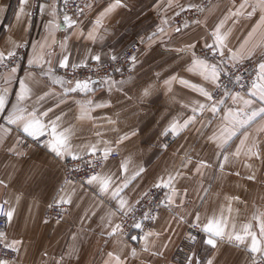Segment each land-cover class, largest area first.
Here are the masks:
<instances>
[{
	"label": "crops",
	"instance_id": "1",
	"mask_svg": "<svg viewBox=\"0 0 264 264\" xmlns=\"http://www.w3.org/2000/svg\"><path fill=\"white\" fill-rule=\"evenodd\" d=\"M201 1L123 0L126 7L103 15L114 0H97L76 20V25L69 26L64 20L61 0H43L44 10L41 11L40 6L36 24L32 15L35 0H29L24 13H20V0H0V51L7 53L14 44H30L25 68L16 66L10 83H6L5 78L11 69L0 74V88L8 89L9 101L5 113H0V180L4 181L0 184V203L7 200L16 209L13 220L7 221L4 230L8 237L6 242L23 241L14 264H116L108 253L119 255L123 264H188L189 258L193 264H207L209 259L214 264H249L254 259H264L261 254L250 251V238L245 243L218 241L217 248L213 249L205 242L207 233L201 230L208 219L223 218L228 233L233 231V226L235 232L242 233V226L250 223L251 230L259 235L260 221L253 216L264 211V133L257 132L264 126V120L257 118L239 128L227 143L212 137L222 131L227 136L226 126L232 122L229 110L247 112L244 100H253V107L262 106L259 86L264 84V79L261 72L255 87L248 94H240L242 99L233 101L225 96V103L218 105L219 111L205 109L202 114H196V121L187 128H180L177 133L171 131L174 122L183 125L193 115L189 101L209 102L199 92L180 84L178 79L170 84L166 81L178 77L212 92L215 89L197 71L187 70L192 64L190 53H181L179 49L195 43L198 56L206 44L214 45L213 32L222 25L220 31L226 36L227 60L240 61L241 56L253 50V56L264 53V47H255L264 41L261 19L264 10L258 6V0H217L205 12L201 24L180 32L174 28V18ZM97 19H101L100 26L96 25ZM49 21L59 27L50 31ZM89 32H93L95 38L90 39ZM154 32L157 35L152 37ZM134 40L143 41V52L135 63L132 78H111L104 84H92L91 91L64 94L67 81L55 73V69L65 55L69 66L97 62L92 59L95 54L101 55L97 63H104L111 60L112 55L118 56ZM41 46L44 59L29 65L30 58L41 55ZM233 53L236 54L234 59ZM49 70L53 75L46 76L44 73ZM28 73L31 76H27ZM26 77L32 94L23 103L24 107L29 110L35 107L38 114L51 108L44 122L47 124L49 118L60 116V130L72 129L73 147L96 145L103 149L110 146L112 153L118 154L103 166L115 179L108 193H101L95 184L87 182L66 184L62 162L71 156L56 158L51 149L45 147V142L40 146H25L22 136L27 134L8 124L6 113L17 103L20 81ZM56 78H62L65 84L55 83ZM145 90L150 94L145 96ZM45 93L49 95L39 101L38 97ZM82 104L89 108L83 119L80 118ZM243 115L241 112V117ZM245 130L250 139L237 157L234 153L241 147ZM125 134L129 138L117 144L119 137ZM253 137L259 156L247 154ZM170 138L174 141L168 145ZM78 155L87 154L81 151ZM224 155L228 156L227 162ZM202 161L208 167L197 172ZM122 165L127 166V172ZM169 174L176 178L170 188L165 187L167 206L148 231L154 235L147 241L145 234L128 236L117 232L109 235V221L114 226L121 215L119 200L111 195L112 191L127 180L128 186L121 196L133 207L150 187L158 184L161 177L167 179ZM252 174L255 180L248 179ZM169 196L174 203H169ZM61 197L72 200L71 204H66L68 214L63 220L47 219V206L59 202ZM194 213L199 214V223ZM191 225H197L199 235L190 248L184 249L183 239ZM132 249L136 250L135 256L131 254Z\"/></svg>",
	"mask_w": 264,
	"mask_h": 264
},
{
	"label": "snow or ice",
	"instance_id": "2",
	"mask_svg": "<svg viewBox=\"0 0 264 264\" xmlns=\"http://www.w3.org/2000/svg\"><path fill=\"white\" fill-rule=\"evenodd\" d=\"M29 3V0H20V13H24V6ZM127 5L123 3V0H114V2L110 5L108 9L105 10V13L103 15H107L108 13L112 12L114 9L118 7H126ZM258 6L264 10V0H258ZM192 7H196L193 5ZM244 5H241V8H243ZM44 10V6H41V11ZM78 11L83 13V8H78ZM53 11V15H54ZM19 18V17H18ZM262 22H264V17L261 18ZM64 20L68 22L69 26L76 25L78 22L76 20H73L71 17L65 15ZM101 19H97L96 25H101ZM199 23V21H197ZM49 30L56 29L59 27L58 24H56L54 21H49V24L47 26ZM222 25H218L214 32L213 36L215 37L214 45H205L209 49V51L213 50V47L215 45H218L219 47H216L215 51L219 53L221 57H224L225 55V39L226 36L221 34L220 28ZM95 29L93 30V32ZM160 32L163 31V29H159ZM93 32H89V38L93 39L95 38L93 35ZM157 33H152V37H155ZM152 37H149L151 39ZM143 42V41H141ZM18 47H22V45L14 44L13 48L7 53L0 51V63L5 61L6 59H11L16 57V51L15 49ZM255 47H264V41L261 42V44L256 45ZM196 44L192 43L187 45L183 49H179L181 53L188 52L190 53V58L192 61L191 67H189L188 71H197L199 75L203 77L205 81L210 82L212 86L215 88H220L221 84V70L218 65L215 64H209L206 57L201 58L197 56L195 52ZM35 52V47H34ZM215 54V53H214ZM255 55V51H249L246 56L240 57V62H242L244 59H251V57ZM236 56L235 53H233L232 58L234 59ZM44 59L43 57V46H41V55L34 56L33 58H30L28 60L29 65L40 63ZM92 59L99 62L101 60L100 54H95L92 56ZM136 56L133 55L131 57V61L133 64L136 62ZM111 60L115 61L117 60L116 55L111 56ZM46 62V61H45ZM61 66L64 68H67L69 66V58L67 55L63 57V59L60 61ZM221 63H223V59L221 60ZM236 65L233 64V67ZM259 68L261 70L262 79H264V62L259 64ZM17 71L16 67H12L10 73L8 74L7 78H5L6 83H10L12 77L14 76L15 72ZM46 76L53 75L52 71L49 70V72L44 73ZM27 76H31V73H28ZM2 78V77H0ZM178 79V82L182 85H185L186 87L192 88L193 90L200 93L201 96H203L207 102L210 103H200L199 100L193 102L189 101V104H192V113L193 115L188 117L187 120L183 122V125H181L179 122H174L171 125V131L174 133L178 132V129L180 128H187L189 125L193 124L196 121V114L197 113H203L205 109H208L211 112H217L220 109L218 108L219 104L225 103V100L223 98L217 99L212 91H209L207 88L203 87L202 85L193 84L190 81H187L183 78L178 77H172L170 81H166V84H170L172 81H176ZM236 80H239L240 77L237 75L235 77ZM110 81V78H109ZM55 83H59L61 85L65 84V81L62 78H56ZM67 87L64 89V94L73 93L79 91H91V85L94 84V81H91L89 79L84 80H75L74 82L72 80H69L66 82ZM20 92L17 94V103L11 105V110L7 111L6 113V120L8 124L14 125L17 128H20L23 133H26L28 136L39 138L40 136H43L45 134V130L47 129L49 139L45 141V147H48L51 149V152L55 155L56 158H63L65 156H71L73 160H81L82 158L78 155L79 152L83 151L85 154H90L92 156H95L97 152H102V156L100 160H96V164H101L102 161H107L108 157L112 154V148L110 146H105L103 149L97 147L96 145H85L82 148L80 147H73L71 143V135H72V129L71 128H64L61 129V117L56 116L54 119L49 118V122L46 124L44 122L45 117H48L49 112L52 111L51 108H49L47 111L40 112L38 114L37 109L33 107L31 110L29 108L24 107L23 103L27 101L31 94L32 90L29 87V84L26 80L20 81ZM255 87V86H254ZM150 93L145 90L144 95L147 96ZM49 93H45L42 96L38 97L39 101H43ZM222 96H229L233 101L242 99L240 93H235L234 95L228 92L227 88H224L222 91ZM259 99L261 101L260 107H253V100H244L243 103L245 104L246 108H248V111L245 112L243 109H237L235 113H232L231 110H229V116L232 117V122L230 126H226L227 136H225V132H221L219 136L214 135L212 139L220 141L222 143H227L228 139H231L232 136L236 134V131L239 128L244 127L247 124H250L251 122L257 120V118L264 120V84L259 86ZM8 89L7 88H0V113H5L6 107L8 106ZM88 104H91L89 101ZM104 106V105H100ZM89 112L88 106L82 104L81 105V119L87 117ZM241 112H244L243 117H241ZM258 133H264V126H261L257 129ZM99 135V134H97ZM132 135H135V132L132 133ZM243 139L240 141L241 147L237 148L236 152L234 153L235 156H239L241 154V149L244 148L247 145V142L250 139V134L247 132V130L243 133ZM129 137L127 134L119 137V139L116 141L117 144L123 143L124 140H127ZM251 147L247 148V154L250 156H259L260 152L258 150V145L256 144L255 138H251ZM105 144L107 142H104ZM14 151V149H13ZM224 161H228V156L224 155ZM91 166V161H89L86 164V167ZM123 170L127 172V166L122 165ZM202 167H208V165L205 162H201L200 165L197 167V172L200 171V168ZM249 168H251V165H248ZM220 168L223 170L224 165L221 164ZM143 169H140V172H142ZM93 174L87 177V183L89 185L95 184L101 193H108L109 189L113 187L115 183L114 174L110 172H105L103 170V165L101 167V171L96 172L95 169H92ZM137 175L140 173L137 172ZM239 173H237L238 175ZM177 176L179 173L176 174ZM175 176L169 174L167 176V179H164L163 177L160 178V181L158 184L154 185L155 187H171L173 185V182L175 180ZM249 180H255L256 176L254 174L248 176ZM0 184H4L3 180H0ZM128 186V181L125 180V182L118 187L115 188V190L112 191L111 195L119 200V209L118 211L121 212L122 215H127L128 213L134 212V208L129 205L128 201L125 200L121 196V192H123L124 188ZM176 193L173 190L172 195L174 196ZM144 195H147L145 193ZM233 199H239L238 197H234ZM169 203H174L172 196L168 197ZM72 200L71 198L65 199L63 197L60 198L59 204H71ZM136 203H139V201H136ZM5 205H8L7 208H5ZM231 211V209H229ZM16 212V209L12 207L7 200H4L2 203H0V214L4 215L7 219V221L11 222L13 220L14 214ZM112 215H115V213H112ZM195 216L196 221L200 222V216L198 213L193 214ZM254 220L260 221V228H259V235L256 232H253L252 224H245L242 226V233L235 232V228L233 226V231L231 233H228L226 231L227 224L224 222L223 218L221 220L217 221L215 218L208 219L206 223L203 224L202 231L207 233V239L206 244L212 246L213 249L217 248L218 241H222L227 239L228 242H239V243H245L247 239L250 238V251L252 253H258L264 256V211L259 212L257 214H254L253 216ZM47 221H45L46 223ZM197 225H193V227H196ZM109 227L111 228V231L109 235H113L117 232H121L123 230L122 224H115L113 226V222L109 221ZM133 227L137 229L143 228V223L141 221H133ZM154 235L152 232L145 233L144 239L147 241L149 236ZM188 238L190 241L193 242V244L196 242V237L192 235L191 233L188 234ZM8 239L7 233L4 231H0V241H5L4 248L5 249H11L12 252L16 253L20 251V248L22 247L23 241L20 239H12L11 242H6ZM132 239H136V237H132ZM166 247V245H165ZM146 250V249H145ZM131 254L133 256L136 255V250L132 249ZM162 254V253H160ZM110 257H114L116 264H123V261L121 260V257L119 255H115L114 253H108ZM193 255H195L193 253ZM63 260V257L61 258ZM0 264H14L12 259L10 257H3L0 256ZM188 264H193V261L191 258L188 259ZM207 264H214V261L212 259H209L207 261Z\"/></svg>",
	"mask_w": 264,
	"mask_h": 264
},
{
	"label": "built area",
	"instance_id": "3",
	"mask_svg": "<svg viewBox=\"0 0 264 264\" xmlns=\"http://www.w3.org/2000/svg\"><path fill=\"white\" fill-rule=\"evenodd\" d=\"M43 0H35L34 8L32 15L37 20L40 14V6ZM97 0H61L62 11L64 15H67L71 18L81 17L89 7L94 4ZM210 0H207L209 2ZM78 8H83L84 11H78ZM197 14V13H195ZM138 45L136 43H132L128 46V49L124 56L121 58L110 61L104 64H91L86 65L84 67H70L67 68L62 67L61 65L56 69V71L61 75L60 77L65 78L66 80H99L103 81L106 76L112 74L114 70L122 71L124 70L131 59V57L137 52ZM28 51V46L25 45L21 47L16 52V57L7 59L6 61L0 63V72L6 71L10 69L9 67L12 65L19 64L24 60L25 54ZM233 67L229 66L226 74L222 78L221 87L218 92H222L224 88H227L228 91L233 92H248L250 86L253 82H256L257 76V60H252L250 62L235 64ZM239 76L240 79L236 80L235 77ZM25 144L31 143H40L42 138L40 139H29L24 137ZM102 154L96 153L95 156L91 154L80 156L81 160H73L72 157H68L63 161V171H64V181L66 183H77V182H86L87 177L93 174L92 169L94 168L96 172L101 171L102 165L106 161H102L101 164H96V160L101 159ZM117 157V154H111L108 159H114ZM91 161V166L86 167V164ZM165 203V196L163 190L160 188L150 189L147 192L139 203L134 208V212L128 213L124 215L120 224L123 225L122 233L125 235H131L134 232H144L149 226L154 223V219L156 215L161 210L163 204ZM5 208L7 206L5 205ZM66 208L60 204H53L47 210V217L60 219L64 213ZM141 221L143 223L142 229H137L133 227V221ZM7 226V219L4 215L0 214V231H4ZM193 233L196 234L198 229L195 227ZM192 241L189 240L188 236L184 239L183 248L187 249L192 245ZM191 243V244H190ZM0 256L10 257L12 261H15L17 258V253L12 252L11 249H5L4 243L0 242ZM249 264H264V259H254Z\"/></svg>",
	"mask_w": 264,
	"mask_h": 264
},
{
	"label": "rangeland",
	"instance_id": "4",
	"mask_svg": "<svg viewBox=\"0 0 264 264\" xmlns=\"http://www.w3.org/2000/svg\"><path fill=\"white\" fill-rule=\"evenodd\" d=\"M217 0H210L209 2H207V0H202L196 7H193V8H189V9H185V10H183L180 14H178L175 18H174V22H173V26H174V28H176L179 32H180V30H183V29H185V28H189V27H194V26H196V25H199V24H201V20H202V18H203V16H204V14H205V12L216 2ZM229 1H231V2H238V1H240V0H229ZM88 11V10H87ZM86 11V12H87ZM195 13H197V14H195ZM39 18H40V15L38 16ZM81 17H77L76 19L75 18H72L73 20H78V19H80ZM37 21H38V18H37V20L33 17V23H37ZM197 21H199V23H197ZM132 43H136L137 45H138V50H137V52L134 54L135 56H136V58L138 59L139 58V56H140V54H142V52H143V46H142V43L139 41V40H134V41H132L130 44H132ZM130 44H128L127 46H126V48L117 56V59H119V58H121L122 56H124V54L126 53V51H127V49H128V46L130 45ZM25 45H27L28 46V50L30 49V44L29 43H27V44H25ZM23 47V46H22ZM216 47L217 46H214L213 47V50L212 51H209V49L206 47V48H203V49H201L199 52H198V56L199 57H201V58H204V57H206L207 58V60H210V61H213V62H216L220 67H221V81H222V78L224 77V75L226 74V72H227V69H228V67L229 66H232L233 64H242V63H246V62H250V61H252V60H257L258 61V65H257V76H256V82H253V84L250 86V88H249V90H248V92H233V91H228V92H230L231 94H235V93H240V94H248L253 88H254V86L257 84V82L259 81V78H260V72H261V70H260V68H259V64L260 63H262V62H264V53H260V54H258V55H256V56H253V57H251V59H246V60H243L242 62H240V61H237V62H235V61H229V60H227V58L225 57V55H224V57H221L220 55H219V53L218 52H216L215 51V49H216ZM215 53V54H214ZM27 54H28V51H27V53L25 54V57H24V60H26V57H27ZM137 59H136V61H137ZM223 59V63H221V60ZM7 60V59H6ZM5 60V61H6ZM110 61H113V60H109V61H107V62H104V63H108V62H110ZM104 63H97V62H91V63H89V64H86L87 66L88 65H91V64H96V65H98V64H104ZM136 63V62H135ZM25 61L24 62H21V63H19V64H16V65H12V66H10L9 68L11 69L12 67H16V66H20L21 68H25ZM86 65H80L81 67H84V66H86ZM59 67V66H58ZM58 67H56V69L58 68ZM70 67H79V66H70ZM126 68L124 69V70H122V71H117V70H114V72L112 73V74H109L108 76H106L105 78H104V80L101 82V81H99V80H91V81H94L95 83H97V84H104L105 82H107V80H109V78L111 79V78H117V79H128V78H132L134 75H135V64H133L132 63V61H131V59L129 60V62L127 63V65L125 66ZM56 69H55V73H57L59 76H61L57 71H56ZM9 70V69H8ZM3 72H6V71H3ZM3 72H0V74L1 73H3ZM63 79H65V78H63ZM66 80V79H65ZM66 81H69V80H66ZM221 81H220V84H221ZM74 82V81H73ZM218 90H219V88H215L214 89V91H213V94H214V96L217 98V99H220V98H223V97H225V96H222V92H218ZM24 137H27V138H29V139H32V140H35V139H37V138H34V137H31V136H27V135H23L22 136V142H23V144L25 145V146H30V145H36V146H40V145H42L47 139H48V135L46 134V135H43V136H40L39 138L41 139L42 138V140H41V142L40 143H38V144H36V143H31V144H25L24 143ZM38 138V139H39ZM173 141H174V138H170L169 140H168V145H170L171 143H173ZM112 154H114V153H112ZM115 154H117V153H115ZM117 157H118V154H117ZM116 157V158H117ZM115 159V158H114ZM64 161V160H63ZM62 168H63V162H62ZM63 173H64V171H63ZM63 180H64V174H63ZM65 182V181H64ZM66 183V182H65ZM77 183H84V182H77ZM66 184H69V183H66ZM154 188H160V189H162L163 190V193H164V196H165V203L163 204V206H162V208H161V210L163 209V208H165L166 206H167V194H168V190H167V188H165V187H155V186H152V187H150L145 193H147L150 189H154ZM144 193V194H145ZM143 194V196L138 200V201H140L145 195ZM53 204H59V202H56V201H54V202H52L49 206H47V208H46V210H45V216H46V218L47 219H53V220H63L64 218H65V216L68 214V212H69V207L66 205V204H64V205H62V206H64L65 208H66V210H65V213H64V215L60 218V219H55V218H49V217H47V215H46V213H47V210H48V208L51 206V205H53ZM138 203H135V205L133 206V208H135L136 207V205H137ZM61 205V204H60ZM161 210L159 211V213L161 212ZM159 213L156 215V217H155V219L157 218V216L159 215ZM123 216L124 215H120V218H119V223L118 224H120V221L122 220V218H123ZM155 219H154V222H155ZM153 225H154V223L151 225V226H149L144 232H140L139 231V233L138 232H134V233H137V234H139V235H144L145 233H147L152 227H153ZM195 227H193L192 225L190 226V229H189V232H188V234L189 233H191L192 235H194L195 237H197L198 235H199V229H198V227L196 226V228L198 229V231H197V233L196 234H194L193 233V229H194ZM134 233H132V234H134ZM123 234V233H122ZM131 234V235H132ZM188 234L186 235V236H188ZM128 236H130V235H128ZM186 236L184 237V239L186 238ZM184 239H183V244H182V248H183V245H184ZM0 242H3V241H0ZM3 243H5V242H3ZM192 244H193V242H191ZM190 243V244H191ZM191 246V245H190ZM190 248V247H189ZM17 253V252H16ZM17 259H18V254H17V258H16V260L15 261H13V262H16L17 261Z\"/></svg>",
	"mask_w": 264,
	"mask_h": 264
}]
</instances>
